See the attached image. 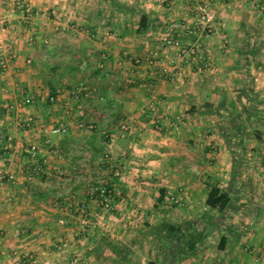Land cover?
<instances>
[{
	"label": "crops",
	"instance_id": "0c3cea01",
	"mask_svg": "<svg viewBox=\"0 0 264 264\" xmlns=\"http://www.w3.org/2000/svg\"><path fill=\"white\" fill-rule=\"evenodd\" d=\"M117 1L137 14L104 0H26L25 17L0 0L11 24L0 32V56L11 61L0 67V163L17 173L15 184L0 183V264H264V0H212L219 23L202 36L171 30L193 24L201 0ZM141 11L151 15L146 32ZM168 36L198 42L199 56L180 58ZM79 87L87 90L75 101ZM254 104L259 122L245 110ZM56 125L69 133L51 134ZM41 160L52 178L30 183L21 174ZM100 178L114 191L108 211L88 195ZM213 186L237 192L232 234L206 206ZM173 198L183 205L170 206ZM81 217L89 228L80 239ZM163 225L203 239L171 238Z\"/></svg>",
	"mask_w": 264,
	"mask_h": 264
},
{
	"label": "built area",
	"instance_id": "2783aa9c",
	"mask_svg": "<svg viewBox=\"0 0 264 264\" xmlns=\"http://www.w3.org/2000/svg\"><path fill=\"white\" fill-rule=\"evenodd\" d=\"M221 1H226V0H221ZM17 7L20 9H25L26 13H30V10L26 7V4L23 2H18L16 3ZM264 7V6H263ZM7 19L1 18L0 17V30L3 33H6L10 30V27L8 26ZM218 17L216 14V11L214 9L213 1L212 0H201L199 3L197 9L195 10V19L193 24H181V23H172L171 24V30L172 31H180L181 29H184L189 35L191 36H202L206 32H212L214 28L218 25ZM164 45L168 49L175 50L180 58H196L199 56L200 51H201V45L198 42H195L193 44H185L183 43L182 40H180L177 37L174 36H168L164 39ZM104 62H106V58H103ZM146 62L148 65H156L158 62L154 61L151 58H147ZM11 64L10 60H6V58H2L0 56V67L3 70H8L9 66ZM29 64H31V61H29ZM104 65L102 64L101 68H103ZM123 76L126 77V84L127 86L132 83V80L128 78V75L126 73H123ZM153 86V82L150 83V87ZM84 95V90L83 88L79 87L75 92L72 93L71 97L75 101H79ZM50 101L52 103L56 102V98L50 97ZM32 103V98H27L25 100L26 105H30ZM84 111L80 110L79 112V117H84ZM120 131L124 137L130 134L131 128L128 123H121L120 125ZM79 127L81 129H86L88 131H94L96 130V125L94 124H86L85 122H80ZM69 127L68 125H56L53 126L51 129V134L54 135H62L65 133H69ZM29 154L31 158L35 161L38 159V151L36 150L35 147L31 148L29 151ZM3 156L0 157V161L3 162ZM4 164V163H3ZM3 164L0 165V183L1 184H15L17 182V173L14 172V170H6ZM38 163H35V167L33 168L34 173L30 174L27 170L25 171L26 173V178L27 180L32 183V182H38L40 181V167L37 165ZM115 177H120L121 172L119 170H116L114 172ZM46 178L48 177L49 179L52 178V175L49 173H45ZM90 199L93 201V203L96 204L98 211H108L110 210L113 201H114V191L110 186V183L108 182L107 179H98L96 185L91 186L89 189V194ZM172 207H181L183 205V200L181 198H173L171 199L170 203ZM56 205L58 206V199H56ZM81 225L83 230L81 231L83 234H85L89 228V221L86 217H81ZM80 234H77V236ZM63 248H66V245L62 246ZM31 261L27 260L26 258L20 259L17 263L15 264H28ZM77 264V263H74Z\"/></svg>",
	"mask_w": 264,
	"mask_h": 264
},
{
	"label": "trees",
	"instance_id": "16d2710c",
	"mask_svg": "<svg viewBox=\"0 0 264 264\" xmlns=\"http://www.w3.org/2000/svg\"><path fill=\"white\" fill-rule=\"evenodd\" d=\"M106 2H110L111 5L118 11V12H122V11H126L128 10L130 14H137V10L133 9V8H130L126 5H122L121 3H119L117 0H104ZM139 15H141V20H140V31H143V32H146V31H149L151 29V26H152V20H151V15L145 13V12H139L138 13ZM103 58H106V57H103ZM107 60V59H106ZM102 61L104 62V59H102ZM150 85V83H149ZM83 88L84 92H86L87 88H84V87H81ZM90 91H92V89H90ZM56 94H52L51 97H54V98H57L55 96ZM253 100V99H252ZM256 102V101H254ZM260 105H250V107L248 109H245L247 111V114L249 115L250 118H256L257 119V122L260 121V119L258 118L259 116H261V113L259 110H258V107ZM232 123L236 122L237 125L235 126V128L240 129V127L243 126V123L241 121H239L238 119L236 118H233ZM239 124V125H238ZM232 128L231 127H228L227 129H224L226 130V132H229V130H231ZM68 133H65V134H62V135H67ZM230 137H232L230 135ZM259 141H262L263 142V138L262 136L259 134L257 135L256 137ZM2 156V154H0V157ZM237 162V161H236ZM243 161H240L239 163L237 162V164L235 165L234 167V176H237V175H242V172H240V169L241 168H244V165H243ZM44 161H40L37 165H39V167L41 168L40 170V179L43 180L46 178L47 175H45V165H44ZM35 167V165L33 166H30L28 167L27 169L25 168L23 170V175L25 178H26V173L25 171L27 170L30 174L34 173V170L33 168ZM233 188H230L228 190H222L221 188H219L218 186H213L212 187V190L209 194V197H208V200H207V203H206V206L210 209V210H213V211H217L219 218L214 219V217L212 219H214L217 223L216 225L218 227L220 226H224L225 229L227 230V233L228 234H232L234 232L232 225H226V222L228 219H230V213L232 212L233 208H234V204L239 200L237 199L235 196L237 192H235ZM32 193L35 194V192L32 191ZM37 197L40 199V200H43V201H46L47 198H48V195L43 193L41 190L38 189L37 191ZM234 194V195H233ZM163 227L165 228V231L166 233L168 234L169 237L171 238H175L177 240H183V238H186L187 237V234L188 233H185L184 229L182 226H175V225H163ZM88 232V231H87ZM87 232L85 234H83L82 232L79 233L80 235H78V237L81 239L82 236H86ZM190 236L187 237V241L188 242H191L192 239H195L196 242L198 241H201L203 239V233H200L198 231L196 232H190L189 234ZM228 241V238L227 237H223L221 239V243H220V247L221 249H224L225 248V245ZM106 241L105 240H102V244H104ZM195 242V243H196ZM194 243V244H195ZM109 248L111 249V251H113L116 255H118L119 257H125L126 255H128V253L126 252L125 249L121 248V247H118V246H110L108 245ZM191 251L194 250L193 247L190 246L189 248ZM179 254H185V253H182V251L178 252ZM129 264V263H127ZM148 264H158L157 262H154V261H151L149 262Z\"/></svg>",
	"mask_w": 264,
	"mask_h": 264
},
{
	"label": "rangeland",
	"instance_id": "374dc122",
	"mask_svg": "<svg viewBox=\"0 0 264 264\" xmlns=\"http://www.w3.org/2000/svg\"><path fill=\"white\" fill-rule=\"evenodd\" d=\"M8 1H9V2H15V3L23 2V3L26 4V0H8ZM88 1H90V0H88ZM17 8H18V7H17ZM18 9H20V8H18ZM20 10H21L22 12L26 13V12H25V9H20ZM4 13H5V12H4ZM4 13L0 10V17H1V18H4ZM53 14H54V13H53ZM27 15H28V13L25 15V17H27ZM7 21H8V22H7V23H8V26H9V25L11 26V24H9V20H7ZM0 32H2V31L0 30ZM2 33H3V32H2ZM0 164H2V163H0ZM3 166H5V163L3 164ZM21 175H23V174H21ZM100 177H103V176H100ZM54 203L56 204V201H54ZM54 203H53V204H54ZM92 203H93V201H92ZM55 204H54V206H57V205H55ZM93 204H95V203H93ZM95 207H97L96 204H95ZM97 210H98V208H97ZM66 249H67V248H63V247L61 248L62 251H65ZM59 254H60V253H59ZM65 255H71V254H70V252H68V253L66 252ZM20 257H21V256H20Z\"/></svg>",
	"mask_w": 264,
	"mask_h": 264
}]
</instances>
